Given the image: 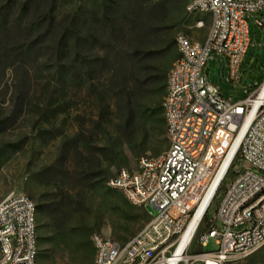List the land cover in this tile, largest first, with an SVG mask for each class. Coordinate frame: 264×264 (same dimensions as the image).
<instances>
[{"label":"rangeland","instance_id":"1","mask_svg":"<svg viewBox=\"0 0 264 264\" xmlns=\"http://www.w3.org/2000/svg\"><path fill=\"white\" fill-rule=\"evenodd\" d=\"M39 1L40 7L46 0ZM90 1L55 0L56 24L73 8ZM195 20L193 14H186L181 20L175 7L166 8L164 15L152 18L145 34L139 27L122 20L121 30L92 46L90 55L107 56L108 61L96 70L91 81L85 74L78 78L67 75L63 79L51 76L42 66L50 52L46 48L36 49L28 56L14 52L7 54V58L2 55L0 200L12 193H23L35 204L67 197L65 200L72 209L69 226L85 230L91 244L95 234L119 243L136 234L156 209L149 204L144 207L130 204L120 191L108 188L106 181L121 168L136 169L140 157L164 152L168 142L165 134L140 126L128 138L119 133L109 84L111 73L120 63L123 52L131 48L152 53L147 57L152 75L158 70L168 72L178 56L175 43L178 33H185L192 40L202 41L206 37L209 17H204V26L199 29L193 26ZM2 32L0 49L3 51L22 41V35L16 30ZM210 61L207 81L220 93L221 105L237 103L254 94L264 81V9L251 21L250 46L237 80L227 77L224 63ZM148 89L137 98L148 104L164 98V93L152 94V86ZM100 97L109 106L104 111L97 106ZM236 167H241L239 161ZM215 207L216 200L205 213L212 223ZM203 229L201 220L190 251L199 248L197 237ZM52 234L51 213L38 214L37 264H92L93 244L89 254L76 246L78 239L56 242ZM214 248L211 239L204 250ZM240 264H264V247Z\"/></svg>","mask_w":264,"mask_h":264},{"label":"built area","instance_id":"2","mask_svg":"<svg viewBox=\"0 0 264 264\" xmlns=\"http://www.w3.org/2000/svg\"><path fill=\"white\" fill-rule=\"evenodd\" d=\"M262 9L264 0H187L193 26L202 28L205 16L210 25L202 41L182 32L175 37L178 56L162 102L168 147L106 181L130 204H149L156 213L124 243L92 236V264H240L264 247V81L254 94L222 107L203 91L211 59L238 79L251 21ZM212 187L206 211L216 200L214 223L190 251L201 221L185 243L183 236ZM211 239L215 248L204 250ZM37 254L35 203L9 194L0 200V264H37Z\"/></svg>","mask_w":264,"mask_h":264},{"label":"trees","instance_id":"3","mask_svg":"<svg viewBox=\"0 0 264 264\" xmlns=\"http://www.w3.org/2000/svg\"><path fill=\"white\" fill-rule=\"evenodd\" d=\"M39 4V0H0V34L10 29L22 35L20 43L7 47L4 51L0 49V58H7L6 55L12 54L11 52L28 56L36 49L46 48L50 52L43 59L42 66L52 73L51 76L60 79L67 75L78 78L85 74L91 81L96 70L102 69L103 64L108 61L107 56L100 58L98 55H90L92 46L103 43L107 37L121 30L122 20L139 27L145 34L152 18L164 15L166 8L175 7L181 20L188 14L187 0H91L89 4L73 8L61 23L56 24L55 0L43 1L40 7ZM149 54L152 53L137 48L128 49L123 52L120 63L111 73L109 84L118 119L117 128L126 138L139 126L145 130L149 128L165 134L168 142L162 110L163 99L159 97L163 93L165 95L167 72L158 70L152 75L147 66ZM90 83L92 86L93 83ZM48 85L51 84L47 83ZM149 86H152V94L159 95L154 104L137 98V95H144L149 91ZM104 101V97L97 101L101 111L109 107ZM84 177L88 178L86 175ZM65 198L67 197H61L51 203L38 202L35 204L37 215L51 213L54 241L78 239L76 246L90 254L93 249L89 234L81 228L69 226L72 209ZM202 221L203 231L209 230L213 223L205 215Z\"/></svg>","mask_w":264,"mask_h":264},{"label":"bare ground","instance_id":"4","mask_svg":"<svg viewBox=\"0 0 264 264\" xmlns=\"http://www.w3.org/2000/svg\"><path fill=\"white\" fill-rule=\"evenodd\" d=\"M204 94L206 99L213 104L214 106L217 107H222L224 105L220 104V93L216 92L215 90H213L212 85L207 84L204 89ZM214 192V187L210 188V190L208 191L206 197L204 198V200L202 201V203L199 205L197 212L193 218V220L191 221L186 233L183 236V243H185L186 241L189 240L190 236L192 235V233L194 232V230L196 229V227L199 225L202 216L204 215L209 203H210V199L213 195Z\"/></svg>","mask_w":264,"mask_h":264}]
</instances>
